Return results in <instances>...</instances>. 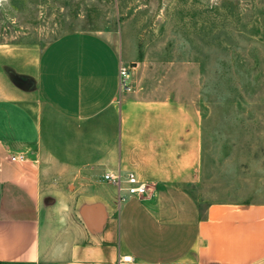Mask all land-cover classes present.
Returning a JSON list of instances; mask_svg holds the SVG:
<instances>
[{
	"label": "crops",
	"instance_id": "0c3cea01",
	"mask_svg": "<svg viewBox=\"0 0 264 264\" xmlns=\"http://www.w3.org/2000/svg\"><path fill=\"white\" fill-rule=\"evenodd\" d=\"M120 65L85 30L32 64L0 48V263L264 264V201L200 205L197 111L125 92ZM116 171L147 192H119L103 179Z\"/></svg>",
	"mask_w": 264,
	"mask_h": 264
},
{
	"label": "rangeland",
	"instance_id": "374dc122",
	"mask_svg": "<svg viewBox=\"0 0 264 264\" xmlns=\"http://www.w3.org/2000/svg\"><path fill=\"white\" fill-rule=\"evenodd\" d=\"M77 30L116 43L125 92L197 111L200 205L264 201V0H0V48L29 64Z\"/></svg>",
	"mask_w": 264,
	"mask_h": 264
},
{
	"label": "built area",
	"instance_id": "2783aa9c",
	"mask_svg": "<svg viewBox=\"0 0 264 264\" xmlns=\"http://www.w3.org/2000/svg\"><path fill=\"white\" fill-rule=\"evenodd\" d=\"M129 71L124 65L119 67V85L122 90L128 91L130 89ZM18 159H22L23 155L17 156ZM15 156H12V160H15ZM103 179L116 185L119 192L124 190L128 195L142 196L147 192V185L144 181L140 180L133 172H126L122 174L120 171L107 172L103 175ZM124 184V185H123ZM121 261L131 262V255H125L121 257Z\"/></svg>",
	"mask_w": 264,
	"mask_h": 264
}]
</instances>
